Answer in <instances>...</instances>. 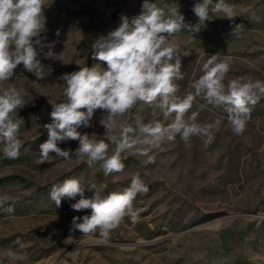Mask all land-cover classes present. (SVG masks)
Listing matches in <instances>:
<instances>
[{
    "label": "rangeland",
    "instance_id": "1",
    "mask_svg": "<svg viewBox=\"0 0 264 264\" xmlns=\"http://www.w3.org/2000/svg\"><path fill=\"white\" fill-rule=\"evenodd\" d=\"M150 2L179 6L185 23H199L192 11L196 0ZM225 2L235 6L232 20L210 11L212 19L204 22L195 38L183 33L177 37L184 73V79L176 81L181 96L192 91L190 83L202 74L209 55L217 52L232 58L228 79L264 80V0ZM46 3L50 6L44 10L42 37H46L44 43L55 41L57 56L45 59L41 53L42 78L20 65L9 82L27 91V104L18 111L23 120L18 158L6 159L0 151V194L10 195L15 207L13 214L0 212V264H7L8 249L20 251L15 243L18 238L27 253L20 264H264V99L254 106L242 135L232 132L222 108L208 105L200 111L199 121L221 122L210 145L195 137L185 145L177 135L174 142L153 150L155 163L145 165L144 157L125 153L123 173L105 176L99 163L89 167L84 161L51 156L40 163L39 146L48 139L43 125L52 122L48 100L63 99L64 81L59 78L78 70V65L99 63L106 69V64L92 59V44L119 26L121 14L129 19L137 16L143 0ZM237 24L245 27L239 38L231 35ZM204 103L197 98L192 111ZM105 115L97 110L91 127L78 131L89 136L95 133V139L108 142L100 124ZM154 116L149 106L140 104L125 121L135 126L136 119L147 122ZM57 144L73 151L79 146L76 140ZM136 174L149 189L134 202V207L143 209L140 218L133 224L126 217L106 241L98 235L83 238L79 231L70 233L74 216L90 214V210L71 208L79 196L62 199L59 208L49 198L52 185L69 177L81 179L85 188L104 182L112 191L127 187ZM70 234L77 240L66 244Z\"/></svg>",
    "mask_w": 264,
    "mask_h": 264
},
{
    "label": "clouds",
    "instance_id": "2",
    "mask_svg": "<svg viewBox=\"0 0 264 264\" xmlns=\"http://www.w3.org/2000/svg\"><path fill=\"white\" fill-rule=\"evenodd\" d=\"M48 6L46 0H0V151L6 159L19 156L23 120L18 117V111L27 104V91L9 82L20 65L24 71L42 78L45 65L41 62V53L45 59L57 56L53 51L55 41L44 43L46 37H42L46 31L44 10ZM192 11L199 23H185L179 6L158 5L150 0H143L141 12L131 19L121 14L119 26L92 44V59L106 64V69L99 63L91 67L78 65V70L59 78L64 81L63 99L48 100L52 122L43 125L48 139L39 146L41 164L50 156L84 161L89 167L99 163L108 176L124 172L125 153L144 157L145 165L155 163L153 150L165 142H174L177 135L185 145H190L195 137L208 146L221 123L199 121L200 111L208 105L227 113L235 135L245 132L254 106L264 99V80L228 79L230 56H221L219 52L209 55L202 65V74L190 83L192 91L183 96L178 94L180 86L176 81L183 80L184 73L177 37L183 33L195 38L204 22L212 19L210 11L219 18L236 17L235 6L225 0L215 3L196 0ZM244 30L243 24H237L231 35L239 38ZM197 98L205 103L192 111ZM140 104L149 106L155 116L147 122L136 119L133 126L125 117ZM97 110L106 113L100 124L108 142L95 139V133L89 136L78 131L81 127H91ZM68 140L78 141L79 146L73 151L57 144ZM86 191L92 195L86 197ZM148 191L139 174L131 178L127 187L112 191H108V184L104 182L90 183L85 188L81 179L69 177L52 185L49 198L59 208L62 199L79 196L71 208L78 212L90 210V214L74 216L70 233L79 231L83 238L98 235L106 241L126 217L133 224L138 221L143 209L134 207V202L138 195ZM12 200L10 195L0 194V212L13 214ZM76 240L70 234L64 242L72 244ZM15 243L20 251L8 249L7 264H20L27 255L19 238Z\"/></svg>",
    "mask_w": 264,
    "mask_h": 264
},
{
    "label": "trees",
    "instance_id": "3",
    "mask_svg": "<svg viewBox=\"0 0 264 264\" xmlns=\"http://www.w3.org/2000/svg\"><path fill=\"white\" fill-rule=\"evenodd\" d=\"M48 106V111L50 110V105H47Z\"/></svg>",
    "mask_w": 264,
    "mask_h": 264
}]
</instances>
